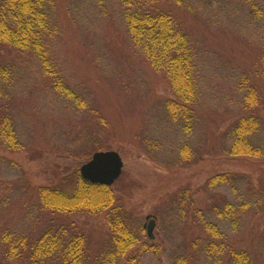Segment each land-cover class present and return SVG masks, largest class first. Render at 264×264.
<instances>
[{
	"label": "rangeland",
	"instance_id": "rangeland-1",
	"mask_svg": "<svg viewBox=\"0 0 264 264\" xmlns=\"http://www.w3.org/2000/svg\"><path fill=\"white\" fill-rule=\"evenodd\" d=\"M52 1L59 28V35L54 40V55L66 82L82 95L87 92V107L78 111L72 104L74 101L65 102L50 93L41 83L37 67L26 59L28 57L14 59L17 55L11 54L6 59L0 58V65L14 68L5 80L6 95L1 93L0 115L5 112L1 109L3 105L10 108L18 142L24 147L14 151L0 142V264H12L7 259L10 258L8 251L5 255L6 250H11L10 245L22 250L16 239L36 240L53 227L52 222L59 223L57 226L64 223L68 228L83 232L91 254L110 246L105 214L59 216L40 207V187L59 184L63 177L89 161L68 152L69 144L80 135L90 136L93 143L99 140L106 145L105 151H116L123 160V171L114 188L119 190L116 193L123 198V206L132 223L142 228L141 242L130 249L123 264H172L177 254L189 252L193 255L192 243L204 236L202 229L210 220L209 208L218 201H233L237 196L233 183L203 192L210 178L223 173L244 174L256 188L264 190V159L230 156L224 147L225 134L232 124L229 119L240 108L233 107L234 112L229 109L231 115L226 119L221 114L203 112L204 117L196 123L193 135L177 123L160 126L155 135L158 128L152 133L154 125L146 121L161 109L157 107L159 99L175 96L162 76L150 70L140 57L130 58L107 47L112 38L119 35L112 18L116 14L113 6L116 1ZM222 8L233 9L226 3H222ZM195 9L203 13L208 10L204 4ZM98 18L102 20L99 28L98 23L95 25ZM204 21L209 22L210 17L205 16ZM232 29V25L224 27L216 36L218 49L230 59L238 58L237 49L231 48L234 46L231 42L239 41ZM206 31L209 37L214 36L211 31ZM97 49L107 53L114 62L118 61L119 70L115 71L116 65L112 66V62L109 66L103 60L101 62L96 55ZM239 58L242 57L239 55ZM220 72L221 79L213 83L212 88L218 95L219 104L226 105L237 95L227 90V70L220 69ZM127 81L132 88H124ZM143 82L146 85H141ZM210 106L214 108L215 104ZM92 107L100 111L104 121H94L95 116L88 112ZM261 111L264 115V109ZM97 128L102 135H96ZM216 133L221 134L220 137L215 138ZM151 135L155 136L158 146L154 150L157 159L150 151L151 145L145 141ZM185 143L192 144L193 159L180 157L179 149ZM90 145L71 150L81 155ZM179 193L190 194L194 207L205 216L193 219L184 204L176 205L177 197L174 196ZM151 220L156 222L154 238L148 236ZM235 237L236 234L230 235V243Z\"/></svg>",
	"mask_w": 264,
	"mask_h": 264
},
{
	"label": "trees",
	"instance_id": "trees-1",
	"mask_svg": "<svg viewBox=\"0 0 264 264\" xmlns=\"http://www.w3.org/2000/svg\"><path fill=\"white\" fill-rule=\"evenodd\" d=\"M115 1L116 14L112 18L119 35L112 38L107 47L130 58L140 57L150 70L162 76L175 96L157 102L161 109L146 121L154 125L152 133L155 128H158L156 135L160 126L177 123L193 135L196 123L204 117L203 112L221 114L226 119L231 115L229 109L234 112L236 106L240 111L229 119L232 124L225 134L224 147L230 156L264 159V115L261 111L264 109V0ZM222 3L233 9H223ZM199 4L207 5L208 10L203 13L195 9ZM205 16L210 17L209 22L204 21ZM101 21L98 18L95 23L98 28ZM230 25L235 31L234 37L239 39L231 42L238 56L232 59L218 49L216 42L217 31ZM58 29L52 0L0 1V58L6 59L11 54L17 55L14 59L28 57L26 59L37 67L46 89L60 100L77 102V105L72 104L80 111L87 107L88 94L82 95L76 87L74 90L60 70L54 55ZM206 30L214 36L209 37ZM97 50L101 62L103 60L106 66L112 62V66L116 65L115 71L119 70L118 61L114 62L107 53ZM220 69L227 70L228 92L237 95L236 100L233 98L226 105L219 104L212 88L213 83L221 79ZM13 72L12 65H0V94L6 95L5 80ZM124 88H132L131 83L127 81ZM2 94L0 99L3 100ZM211 103L215 104L214 108ZM209 107L210 110H206ZM1 109L5 112L0 115V142L10 150H23L14 128V116L9 114L10 108L3 105ZM88 112L95 116L94 121H104L99 110L92 107ZM97 130L96 135L103 134L99 128ZM154 137L151 135L145 141L151 145L150 151L156 158L154 150L158 146ZM92 139L88 135L78 136L69 144L68 152L84 161L91 159L92 152L107 149L104 143L99 140L93 143ZM85 144H91L85 148L87 152L81 155L72 152L71 149ZM179 155L193 159L192 144L182 145ZM79 170L63 177L57 185L40 187V207L59 216L105 214L110 246L91 254L83 232L68 228L64 223L57 226L59 223L52 222L53 227L36 240L16 239L22 250L10 245L11 250H6L5 255L8 251L10 258L7 259L12 264H123L130 249L141 242L142 228L132 223L123 206V198L117 194L119 190L114 188L117 182L111 187L91 184L82 179ZM232 183L236 185L237 196L233 201H218L209 208L210 220L202 229L204 236L192 243V251L197 253L177 254L172 264H210V261L211 264H264V190L256 188L247 175L223 173L210 178L202 191L211 192ZM180 194L173 195L177 197L176 205L184 204L193 219L205 216L194 207L190 194ZM232 233L236 237L230 243Z\"/></svg>",
	"mask_w": 264,
	"mask_h": 264
},
{
	"label": "water",
	"instance_id": "water-1",
	"mask_svg": "<svg viewBox=\"0 0 264 264\" xmlns=\"http://www.w3.org/2000/svg\"><path fill=\"white\" fill-rule=\"evenodd\" d=\"M124 167L120 154L116 151H100L92 155L91 159L80 168L83 180L91 184L111 187L119 179ZM156 222L151 220L148 225V236L154 238Z\"/></svg>",
	"mask_w": 264,
	"mask_h": 264
}]
</instances>
